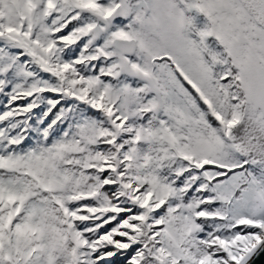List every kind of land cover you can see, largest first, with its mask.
<instances>
[{
  "label": "snow or ice",
  "instance_id": "1",
  "mask_svg": "<svg viewBox=\"0 0 264 264\" xmlns=\"http://www.w3.org/2000/svg\"><path fill=\"white\" fill-rule=\"evenodd\" d=\"M0 264H264V0H0Z\"/></svg>",
  "mask_w": 264,
  "mask_h": 264
}]
</instances>
